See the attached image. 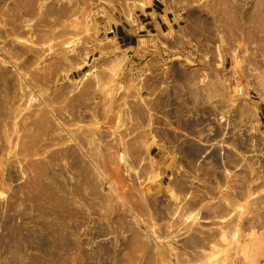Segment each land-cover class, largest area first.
I'll list each match as a JSON object with an SVG mask.
<instances>
[{"label": "rangeland", "instance_id": "rangeland-1", "mask_svg": "<svg viewBox=\"0 0 264 264\" xmlns=\"http://www.w3.org/2000/svg\"><path fill=\"white\" fill-rule=\"evenodd\" d=\"M0 264H264V0H0Z\"/></svg>", "mask_w": 264, "mask_h": 264}, {"label": "crops", "instance_id": "crops-1", "mask_svg": "<svg viewBox=\"0 0 264 264\" xmlns=\"http://www.w3.org/2000/svg\"><path fill=\"white\" fill-rule=\"evenodd\" d=\"M138 20L136 21V29H121L117 39H121L122 42L130 43L132 39L138 40L137 33L139 32H149L154 31L163 32L164 29L168 27L165 19H168V16H164L161 12L158 11V8L155 4H151L146 7L142 12L138 15Z\"/></svg>", "mask_w": 264, "mask_h": 264}, {"label": "bare ground", "instance_id": "bare-ground-1", "mask_svg": "<svg viewBox=\"0 0 264 264\" xmlns=\"http://www.w3.org/2000/svg\"><path fill=\"white\" fill-rule=\"evenodd\" d=\"M115 176H116V175H115ZM115 176H114V177H115ZM114 177H112V179H113V180H114ZM116 178H117V176H116ZM118 178H121V177H120V176H118ZM115 181H116V180H115ZM118 181H120V183H119ZM116 183H119V184H121V183H122V180H121V179H119V180L117 179Z\"/></svg>", "mask_w": 264, "mask_h": 264}]
</instances>
